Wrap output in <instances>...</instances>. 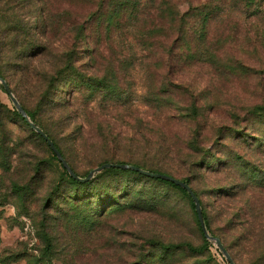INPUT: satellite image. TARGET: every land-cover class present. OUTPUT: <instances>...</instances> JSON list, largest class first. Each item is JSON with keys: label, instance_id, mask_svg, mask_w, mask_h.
Listing matches in <instances>:
<instances>
[{"label": "trees", "instance_id": "obj_1", "mask_svg": "<svg viewBox=\"0 0 264 264\" xmlns=\"http://www.w3.org/2000/svg\"><path fill=\"white\" fill-rule=\"evenodd\" d=\"M256 20L262 22V28H255ZM224 22L228 26L227 31L223 30L225 34L221 30ZM241 23L247 33L242 36L252 41L259 68L264 69V55H261L264 52V0H0V61L6 64V70L0 68V77L9 86L6 71L19 72L31 85L34 94L26 100L28 104L22 102L13 89L11 91L29 119L52 140L77 176L85 177L91 169L79 175L69 156L75 150L66 140L69 119L78 112L88 117L77 123L76 131L85 148L81 149L93 156L91 167L104 162L128 163L183 180L199 198L207 231L220 239L235 264H239L235 252L229 250L227 243L234 246L240 256L248 255L244 258L246 263L264 264V167L253 166L239 153L234 156L235 161H239L236 168L227 164L232 160H225L230 159V154L217 158L215 168L207 164L212 148L205 139L204 123L199 119L198 93L193 81L179 78L182 73L199 71L208 75L210 83L216 84L215 75L219 80L224 73L239 67L244 69L245 63L233 62L227 66L223 63L225 43L222 39L236 41L232 51L236 50L237 42L242 39L239 36ZM65 27L63 41L55 46L52 37L64 33ZM73 28L74 35L70 34ZM86 34L89 42H81L82 35ZM82 45L86 56L100 60L103 51L109 50L111 57H115L114 62L107 64L103 71L81 70L80 65L75 66V60L82 53ZM125 55L131 60L137 56L135 60L147 77L148 83H144L138 104L136 98L129 96L127 78L122 80L121 69H117L122 63L119 57ZM246 64V70L254 67V64ZM131 74L128 73V80L133 79ZM61 95L65 96L57 97ZM81 99H85L83 103ZM243 109L245 118L264 122V99ZM99 110V114L91 115ZM14 112L29 125L17 110ZM148 115L152 120H148ZM121 122L135 123L139 135L123 134L121 126L116 125ZM151 122L164 126L156 137L143 130ZM33 132L45 144L68 181L81 185L91 182L92 178L80 181L71 177L46 141ZM177 135L178 143L171 142L170 138ZM31 169V178L39 175L38 164ZM101 171L131 173L183 192L202 238L199 245L189 240L147 239L145 246L131 250L130 256L135 257L131 264H219L212 257L208 246L211 242L199 226L194 202L186 189L131 169L109 167ZM209 171L216 174L211 191L220 201L227 231H231L226 234L229 242L211 231L209 212L191 184L195 175L205 176ZM16 188L22 190L25 184ZM134 193L132 200L116 210L131 213L161 209L171 217L177 214L178 208L166 192H157L151 197L143 190ZM237 193L240 194L238 200L229 199ZM44 239L50 245L46 233Z\"/></svg>", "mask_w": 264, "mask_h": 264}, {"label": "rangeland", "instance_id": "obj_2", "mask_svg": "<svg viewBox=\"0 0 264 264\" xmlns=\"http://www.w3.org/2000/svg\"><path fill=\"white\" fill-rule=\"evenodd\" d=\"M256 21L255 28H262V22ZM243 23L240 25L242 30L239 35L242 39L237 42L236 50L232 51L236 41L222 39L225 43L223 63L226 66L233 62H237V65L239 62L245 65L248 63L254 64L255 68L246 70L243 65L244 69L239 67L238 70L224 73L219 80L215 75L218 82L216 84L210 83L208 75L199 71L182 73L179 77L193 81L198 93L199 119L204 123L205 139L212 148L207 163L211 168H215L216 159L225 154H230V159L225 160H232V164L227 163L229 167L236 168L239 164L234 158L236 153L248 158L253 166L264 167V122L245 118L243 109L264 99V73L260 72L264 69L259 68V57L253 51L252 41L247 40L245 35L242 36L243 33L247 34L244 30L247 25L244 23L243 26ZM67 27L64 33H57L52 37L55 46L63 41L62 36H65ZM224 29H228L227 22L221 25L223 34ZM71 31L70 34L73 35L76 32L75 28ZM80 40L89 42V37L87 34L82 35ZM81 52L76 57L75 66L80 65L79 68L88 73L98 69L103 71L115 58L111 57L109 50L103 51L101 60L86 56L83 45ZM136 57L131 60L130 56H120L122 63L117 69H121L122 80L127 78L126 81L130 84L129 96L136 98L138 104L145 89L144 83L148 82L143 69L140 70L138 61L135 60ZM0 68L6 70L3 61H0ZM129 72L132 73L131 82L127 77ZM6 75L10 80L11 90L15 92L13 93L28 104L26 100L33 98L34 94L31 85L22 79L19 72L10 74L8 70ZM63 96L65 95L57 97ZM84 100L81 99V102ZM15 110L0 82V264H131L135 260V257L130 256L131 250L145 246L146 240L150 238L164 242L189 240L194 245L202 243L189 201L183 192L131 173L111 171L96 172L87 185L72 183L66 179L57 161L51 158L47 147L34 134L33 129L17 117ZM99 113L100 110L91 115ZM87 118V114L75 113L69 119L66 135V140L75 149L69 155L72 165L81 176L93 167V156L81 149L85 148L80 144L81 139L76 131L77 123ZM150 119L152 117L149 118L148 115V120ZM116 125L121 126L123 134L130 132L137 136L140 133L135 131V123L129 125L121 122ZM163 128L161 123L151 122L143 130L156 137ZM219 136H223V139H219ZM177 137L178 135L170 138L171 142L178 143ZM34 164H38L39 175L31 178ZM206 173L205 176L195 175L191 184L199 192L209 212L211 231L226 239V234L231 231H227L222 206L216 200V194L211 191L216 174L211 171ZM24 184V189L16 188ZM142 190L149 194L148 197L157 192H166L167 197L178 208L175 217L161 209L131 213L116 210L132 200L134 192ZM128 192L131 195L128 196ZM239 197L240 194L237 193L229 199L238 200ZM45 233L50 239V245L44 239ZM226 240L230 241L228 238ZM209 241L213 259L219 264H227L215 242ZM227 245L233 254L235 252L239 264H250L244 260L248 256L246 253L240 256L234 246L229 243ZM48 246H51L50 249Z\"/></svg>", "mask_w": 264, "mask_h": 264}, {"label": "water", "instance_id": "obj_3", "mask_svg": "<svg viewBox=\"0 0 264 264\" xmlns=\"http://www.w3.org/2000/svg\"><path fill=\"white\" fill-rule=\"evenodd\" d=\"M0 82L2 83V86L5 89V91L7 92L9 98L13 102L16 110L21 114V116H23L25 118V120L29 123L30 127L46 141V143L49 146V148L52 150V152L55 154V156L57 157L59 162L67 170V172L69 173V175L71 177H73L75 179H78L80 181H87L90 178H92L93 175L96 172H99V171H101L104 168L116 167V168H121V169L135 170V171H137V172H139V173H141L143 175H147V176L154 177V178H160V179L167 180V181L175 183L176 185L186 189V191L190 194V196H191V198H192V200L194 202V208H195V212H196L197 219H198V222H199V226H200L204 236L208 240H213L215 242L217 248L222 252V254L225 257V259L228 262V264H235V262L233 261L232 257L230 256L229 252L227 251V249L225 248L223 243L220 241V239L217 236L211 235L207 231V228H206V225H205V221H204V218H203V215H202V210H201L199 198L195 195V193L193 192L191 187L186 182H184L181 179L175 178V177H173V176H171L169 174L163 173V172H153V171L142 169L141 167L133 165V164L114 163V162H104V163H102L100 165H97V166L91 168L88 171V173H87V175L85 177L77 176L74 173V171L72 170V168L69 166V164L66 162V160L64 159V157L62 156L60 151L56 148V146L54 145L52 140L46 135V133L38 125H36L34 122H32L29 119V117L27 116L25 110L22 108L21 104L17 100L16 96L12 93L11 89L9 88L7 82L2 77H0Z\"/></svg>", "mask_w": 264, "mask_h": 264}]
</instances>
